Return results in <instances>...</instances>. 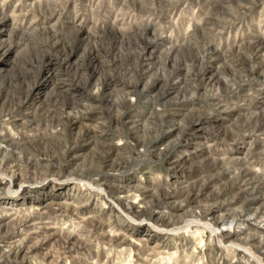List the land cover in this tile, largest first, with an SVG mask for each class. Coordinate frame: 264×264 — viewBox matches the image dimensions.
Returning <instances> with one entry per match:
<instances>
[{"label": "rangeland", "instance_id": "obj_1", "mask_svg": "<svg viewBox=\"0 0 264 264\" xmlns=\"http://www.w3.org/2000/svg\"><path fill=\"white\" fill-rule=\"evenodd\" d=\"M0 264H264V0H0Z\"/></svg>", "mask_w": 264, "mask_h": 264}]
</instances>
